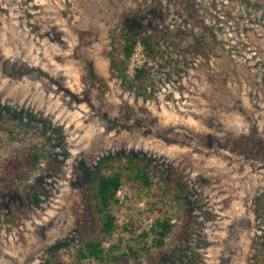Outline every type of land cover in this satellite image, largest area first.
<instances>
[{"label": "rangeland", "instance_id": "374dc122", "mask_svg": "<svg viewBox=\"0 0 264 264\" xmlns=\"http://www.w3.org/2000/svg\"><path fill=\"white\" fill-rule=\"evenodd\" d=\"M126 33L157 50L142 81ZM4 120L42 155L0 142V264H264V0H0ZM128 160L150 183L122 172L106 253L82 257L95 180Z\"/></svg>", "mask_w": 264, "mask_h": 264}, {"label": "trees", "instance_id": "16d2710c", "mask_svg": "<svg viewBox=\"0 0 264 264\" xmlns=\"http://www.w3.org/2000/svg\"><path fill=\"white\" fill-rule=\"evenodd\" d=\"M123 44H121L120 51L122 56L127 60L130 58L134 47L139 43L142 45V48L147 52V58L144 59V63L138 66H135L133 77L136 80L142 81L144 78L148 77L150 74V68L152 67V62L156 61L157 50L153 45V40L151 37L146 35L136 36L133 34L126 33L121 37ZM123 62L120 60L119 62H113L115 65L119 66L118 63ZM14 66V67H13ZM14 74L17 75L19 72H23V67L18 64L12 65ZM18 124L14 123L12 120H4L0 121V142L1 145L4 144H13L14 142L20 141L22 145L26 144L24 148H27L24 151V148H20L17 153V162L22 164H30V169H34L39 161V156L42 155L41 150L37 151V153H32L30 150L33 149H41L38 147V141H36V137L32 132H28V130L23 129L19 130ZM30 149V150H29ZM12 172L15 171L13 177L19 179L22 177L20 175V168L13 169ZM28 168V169H29ZM135 169V176L138 180H142L144 183L149 184L148 175L146 170L141 168L138 164L133 160H128L127 163L123 166L118 162H110L107 166L104 167L103 171L99 173L94 183V192L93 198L94 203L93 207L95 208V212L97 214V218L99 220V232L93 241H88L84 245L83 248H79V253L82 257H87L89 255L93 257H97L98 259L103 258L106 250L103 247V242L112 238L114 231L116 229V216H115V206L118 204V198H116V193L119 190L122 180V172H126L128 170ZM133 173V178L134 177ZM8 174V172H7ZM7 177L9 176L6 175ZM19 176V177H18ZM10 177V180L14 181V178ZM264 207V206H262ZM137 228L139 227V223H136ZM136 226H133L131 230L132 233H135ZM126 229H128L126 226ZM158 229V230H156ZM151 232H157V237L154 239L156 244L161 243L162 237L170 230V225L168 222L162 220H156L155 224L151 226ZM147 232H141L140 234H136L135 237L132 238V241L136 242V246H127L129 249V254L137 255L140 254L143 249H145V244L141 243L140 238L144 237ZM136 247V248H135ZM115 259L116 256H113Z\"/></svg>", "mask_w": 264, "mask_h": 264}]
</instances>
